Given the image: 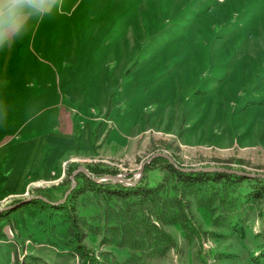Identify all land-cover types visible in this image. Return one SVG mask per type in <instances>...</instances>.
Listing matches in <instances>:
<instances>
[{
  "label": "rangeland",
  "instance_id": "obj_1",
  "mask_svg": "<svg viewBox=\"0 0 264 264\" xmlns=\"http://www.w3.org/2000/svg\"><path fill=\"white\" fill-rule=\"evenodd\" d=\"M4 58L0 135L15 139L9 153L35 139L26 159L37 152L39 163L20 193L0 182V209L19 204L0 212V264H85L57 255L71 240L65 225L17 212L37 197L61 200L77 167L134 180L161 152L181 168L264 174V0H63ZM53 133L72 145L45 141ZM147 175L153 186L161 172ZM195 215V247L158 264H264L260 219L248 218L242 249ZM166 231L183 246L178 229ZM83 244L95 256L106 250L92 236Z\"/></svg>",
  "mask_w": 264,
  "mask_h": 264
},
{
  "label": "trees",
  "instance_id": "obj_2",
  "mask_svg": "<svg viewBox=\"0 0 264 264\" xmlns=\"http://www.w3.org/2000/svg\"><path fill=\"white\" fill-rule=\"evenodd\" d=\"M85 168L92 176L116 173L100 164ZM154 168L161 176L151 186L147 172ZM75 181L62 203L49 205L32 199L17 212L27 211L31 217L41 213L65 225L71 240L67 251L57 255H76L85 264H158L170 252L183 256L185 249L195 247L201 233L193 223L196 211L216 230L210 232L214 237L230 238L243 244L242 249L248 218L254 216L264 223V178L259 176L183 172L157 157L144 166L132 186L108 180L94 182L82 173L75 175ZM7 215L1 213L0 218ZM167 227L179 230L183 246ZM86 236L98 238L106 250L99 256L90 254L83 244ZM228 254L223 252L218 258Z\"/></svg>",
  "mask_w": 264,
  "mask_h": 264
},
{
  "label": "clouds",
  "instance_id": "obj_3",
  "mask_svg": "<svg viewBox=\"0 0 264 264\" xmlns=\"http://www.w3.org/2000/svg\"><path fill=\"white\" fill-rule=\"evenodd\" d=\"M63 5V0H0V54L14 50Z\"/></svg>",
  "mask_w": 264,
  "mask_h": 264
},
{
  "label": "crops",
  "instance_id": "obj_4",
  "mask_svg": "<svg viewBox=\"0 0 264 264\" xmlns=\"http://www.w3.org/2000/svg\"><path fill=\"white\" fill-rule=\"evenodd\" d=\"M6 54H0V60H2L3 64L5 63L4 57L9 56V52ZM7 77L8 75L5 76V72L3 71V69H1L0 70V81L5 82V80H7ZM0 96H4L3 91L0 92ZM2 104L3 102H1V105ZM1 112H4L3 108ZM45 138H46L45 141H50L51 145H54L56 147L59 146V150L64 148V146L68 148L70 145H72V140H69V139H66V140L62 139V141H59L58 136L55 133H53L52 135H46ZM68 138L71 139V137H68ZM14 140H15L14 138L8 137V135H0V182L5 181L6 185L7 184L11 185L13 183L14 190H16L14 191V194H15V193L21 192V188L23 186L25 178L28 176V174L31 172L32 169H35L36 166H38L39 160L37 159V152H33L32 158L29 159L30 160L29 162L26 159V156L28 155L29 157L30 155L28 151L29 148L37 142L35 139L31 140V141H35L31 143H28L29 141L17 142L16 148H13L11 153H9L10 149L7 148L6 145L14 143L13 142ZM62 143L64 146H61ZM12 166L17 168V171H18L17 176H19L20 178L23 177V180H19V178L15 179L14 182L11 180L10 177L13 176V173L11 172ZM6 189H3V190H6ZM0 233L1 235L3 234L6 235L4 227L1 228ZM1 250L2 249H1V240H0V260H1V257L4 255ZM6 264H11L10 258H8V261Z\"/></svg>",
  "mask_w": 264,
  "mask_h": 264
},
{
  "label": "water",
  "instance_id": "obj_5",
  "mask_svg": "<svg viewBox=\"0 0 264 264\" xmlns=\"http://www.w3.org/2000/svg\"><path fill=\"white\" fill-rule=\"evenodd\" d=\"M163 158L165 160H167L168 163H170L171 165H173L175 168L183 171V172H226V173H231L232 171H229V170H225V169H218V168H200V167H194V168H181L179 167L178 165H176V163L174 162V160L168 156L167 154L165 153H161V152H156L154 154H152L151 156H149L146 160H144L142 163H141V166L138 170V177L134 180H131V179H128L124 176H121V175H110V174H107V175H102V176H92L90 175V173L84 168V167H77L76 170L74 172H72L71 176H70V181H71V185L70 187L68 188V190L66 191V193L64 194L63 198L61 200H58L56 202H48L47 200L41 198V197H37V199H40L48 204H51V205H57V204H60L64 201V197L69 193V191L75 186V181H74V176L78 173H82L83 175H85L86 177H88L89 179H91L92 181L94 182H101V181H111L113 183H121L123 185H128V186H132V185H135L142 172H143V168H144V165L145 164H148L152 159L154 158ZM249 177H254L255 175L254 174H250L248 175ZM256 176H259V177H263L264 178V174H258ZM21 203V202H20ZM16 205H19V204H16ZM16 205H13V206H9V207H6V208H2L0 209V212L3 211V210H6V209H11L13 207H15Z\"/></svg>",
  "mask_w": 264,
  "mask_h": 264
}]
</instances>
